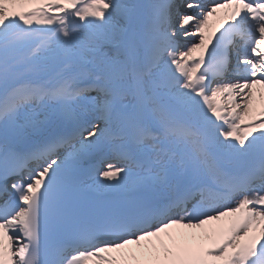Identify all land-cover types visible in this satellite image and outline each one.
I'll list each match as a JSON object with an SVG mask.
<instances>
[{
	"label": "snow or ice",
	"instance_id": "1",
	"mask_svg": "<svg viewBox=\"0 0 264 264\" xmlns=\"http://www.w3.org/2000/svg\"><path fill=\"white\" fill-rule=\"evenodd\" d=\"M0 264H264V0H0Z\"/></svg>",
	"mask_w": 264,
	"mask_h": 264
}]
</instances>
